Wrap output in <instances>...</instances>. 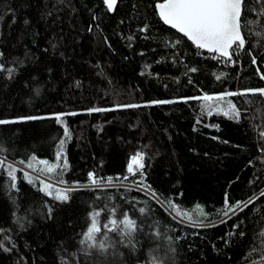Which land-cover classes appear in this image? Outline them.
Here are the masks:
<instances>
[{
	"label": "trees",
	"instance_id": "16d2710c",
	"mask_svg": "<svg viewBox=\"0 0 264 264\" xmlns=\"http://www.w3.org/2000/svg\"><path fill=\"white\" fill-rule=\"evenodd\" d=\"M158 1L0 0V264H264V95L242 94L264 88V0H244L229 59L163 24ZM112 209L130 238L103 228ZM93 211L104 249L81 243Z\"/></svg>",
	"mask_w": 264,
	"mask_h": 264
},
{
	"label": "snow or ice",
	"instance_id": "6c2138e0",
	"mask_svg": "<svg viewBox=\"0 0 264 264\" xmlns=\"http://www.w3.org/2000/svg\"><path fill=\"white\" fill-rule=\"evenodd\" d=\"M108 8L111 9L116 0H105ZM244 0H163L162 3L156 4L159 9V16L163 19L164 23L171 25L172 28L177 29L180 33H183L190 41L195 44L199 49H207L212 53H219L222 57L231 58L232 52L230 49H242L245 46V38L242 35V11H243ZM255 62V58H253ZM191 71H195L192 69ZM219 78V77H217ZM264 78V77H262ZM251 92L252 94L259 93L264 95V88L258 89H247L245 93ZM223 96H208L203 97L204 100H221ZM171 101H155L154 103H170ZM139 105H123V107H138ZM90 111H105V109H91ZM229 112L232 113L234 118L239 116V112L235 109L234 105L229 103ZM229 112H224V115H229ZM28 119H39V117H29ZM10 121L0 120V124L9 123ZM67 135V130L65 132ZM63 142H61V146ZM59 156V153L57 154ZM143 154L137 152L131 157L130 163L127 165V170L129 173H134L135 170H141L144 168ZM41 163L47 164L46 161H41ZM0 165H3V161H0ZM32 167L30 163L28 165ZM55 166H49L47 171L51 172L54 170ZM9 176L15 180V168L12 165H8ZM89 179L93 185H97L98 181L94 177L93 173H89ZM31 182V181H30ZM63 183V181H61ZM109 183H111V178H109ZM52 188V185L44 184V190L51 195L52 193L48 189ZM72 189L59 190L57 189L56 199L67 201L68 196L65 194ZM264 195V192L261 193ZM251 199L245 202H237L236 205H228L226 202L225 215H228L229 211L234 212L235 209L241 208V203L243 207H247L251 203ZM174 210L179 212V209L175 205H171ZM100 211H104L101 209ZM112 217L109 218L108 223L103 225L104 229L108 231H119L122 236L131 237L136 231L137 225L136 221L132 220L127 213L123 214V219L117 220L114 218L115 209H112ZM143 213L145 210L141 208L139 210ZM196 211L203 214L202 209L197 206ZM91 223L87 227V231L83 233L84 240L92 242L90 247H99L104 249L105 245L101 241L97 243V234L101 232V226L98 221L100 212L93 211L91 214ZM191 219L188 213H184ZM111 225V228L109 227ZM123 225V228L120 227ZM242 235V234H241ZM264 236V233H261Z\"/></svg>",
	"mask_w": 264,
	"mask_h": 264
},
{
	"label": "rangeland",
	"instance_id": "374dc122",
	"mask_svg": "<svg viewBox=\"0 0 264 264\" xmlns=\"http://www.w3.org/2000/svg\"><path fill=\"white\" fill-rule=\"evenodd\" d=\"M230 51H231V50H230ZM214 100H215V99H213V100H208L209 103L211 104V106H212V108H213L214 110H220L222 113H224V112H228V107H227V106H223V105H221L219 101H218L217 104H214V105H213ZM130 161H131V157H129L128 164L130 163ZM49 166H50L49 164H44V163H43V167H44V169H45L46 171H47V168H48ZM134 171H135V166H134ZM39 177L45 182V184L52 185V188L48 189V191H50L51 193H54L55 195H57L56 190H57L58 188L65 189V188L68 187V186H65V185H63V184L55 183V182L51 181L50 179H48L47 177H44V176H41V175H39ZM123 185H125V186H131V185H129V184H123Z\"/></svg>",
	"mask_w": 264,
	"mask_h": 264
},
{
	"label": "water",
	"instance_id": "95a60500",
	"mask_svg": "<svg viewBox=\"0 0 264 264\" xmlns=\"http://www.w3.org/2000/svg\"><path fill=\"white\" fill-rule=\"evenodd\" d=\"M117 1H118V0H116L115 5H114L111 9H109L108 6H107V4L105 3V0H102L104 7L108 10L109 13H113V12H114V9H115V6H116V4H117ZM162 2H163V0L158 1V2H156L155 5H154V7H155V11H156V13H157L159 19L161 20V22H162L163 24H165L166 26H168L169 28L175 30L177 33L181 34V35L184 36L185 38H187L183 33H180L177 29L172 28L171 25H168V24L164 23L163 19L159 16V9L156 7V4H158V3H162ZM241 31H242V30H241ZM242 35H243V34H242ZM187 39H188V38H187ZM188 40H189V39H188ZM189 41H190V40H189ZM190 42L193 44L192 41H190ZM193 45L195 46V44H193ZM195 47H196V46H195ZM196 48H197V47H196ZM198 49H199V48H198ZM199 50L204 51V52H206V53H212V52H209L207 49H199ZM230 50H231V49H230ZM216 54L220 55L219 53H216ZM220 56H221V55H220ZM221 57H222V56H221ZM224 58L229 59V58H227V57H224Z\"/></svg>",
	"mask_w": 264,
	"mask_h": 264
},
{
	"label": "built area",
	"instance_id": "2783aa9c",
	"mask_svg": "<svg viewBox=\"0 0 264 264\" xmlns=\"http://www.w3.org/2000/svg\"><path fill=\"white\" fill-rule=\"evenodd\" d=\"M235 51V49H231V52H234ZM219 58H224V57H221L220 55H218V54H216ZM224 59H226V58H224Z\"/></svg>",
	"mask_w": 264,
	"mask_h": 264
}]
</instances>
